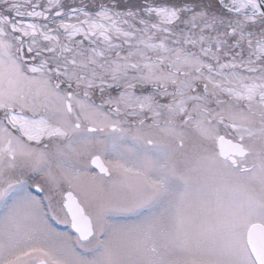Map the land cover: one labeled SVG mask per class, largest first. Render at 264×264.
Segmentation results:
<instances>
[{
    "label": "rangeland",
    "instance_id": "rangeland-1",
    "mask_svg": "<svg viewBox=\"0 0 264 264\" xmlns=\"http://www.w3.org/2000/svg\"><path fill=\"white\" fill-rule=\"evenodd\" d=\"M241 2L0 0V264H254L264 16Z\"/></svg>",
    "mask_w": 264,
    "mask_h": 264
},
{
    "label": "water",
    "instance_id": "water-1",
    "mask_svg": "<svg viewBox=\"0 0 264 264\" xmlns=\"http://www.w3.org/2000/svg\"><path fill=\"white\" fill-rule=\"evenodd\" d=\"M260 4V0H257ZM264 16V12H263ZM66 108L67 104H66ZM90 129V128H88ZM217 149L221 158H225L228 152H236L238 155H243L244 150L240 147V144L234 143L230 140L219 137L217 139ZM90 166L93 167L98 173L107 175V170L103 165L99 157H93L90 160ZM72 194L64 195L63 207L66 211L69 221L70 228L73 230L80 240H85L88 235L91 234L90 224L88 218L83 216V211L78 206L77 200L71 196ZM245 242L247 248L255 262V264H264V228L259 223H254L249 226L245 234ZM38 264H44L40 262Z\"/></svg>",
    "mask_w": 264,
    "mask_h": 264
},
{
    "label": "bare ground",
    "instance_id": "bare-ground-1",
    "mask_svg": "<svg viewBox=\"0 0 264 264\" xmlns=\"http://www.w3.org/2000/svg\"><path fill=\"white\" fill-rule=\"evenodd\" d=\"M246 4L250 5L251 8L253 7V8L258 9V10L261 9V11L263 10V12H264V7L263 6L260 7V4L256 0H242L241 5L245 6Z\"/></svg>",
    "mask_w": 264,
    "mask_h": 264
},
{
    "label": "flooded vegetation",
    "instance_id": "flooded-vegetation-1",
    "mask_svg": "<svg viewBox=\"0 0 264 264\" xmlns=\"http://www.w3.org/2000/svg\"><path fill=\"white\" fill-rule=\"evenodd\" d=\"M234 143H237V144H240V142L239 141H233ZM241 145V144H240ZM241 147V146H240ZM242 148V147H241ZM243 149V148H242ZM244 150V149H243ZM244 152H245V150H244ZM232 153H234V154H236V152H232ZM227 160L230 162V163H232V165L233 166H235V160H234V158L233 157H229V155L227 156ZM96 171V170H95ZM97 172V171H96ZM108 172V171H107ZM106 172V173H107ZM104 175V174H103ZM106 177L108 176V173H107V175H105ZM248 250V249H247ZM248 252H249V250H248ZM249 255L251 256V254H250V252H249ZM251 258H252V256H251ZM42 262V261H41ZM44 263V262H43ZM36 264H38V262L36 263Z\"/></svg>",
    "mask_w": 264,
    "mask_h": 264
},
{
    "label": "trees",
    "instance_id": "trees-1",
    "mask_svg": "<svg viewBox=\"0 0 264 264\" xmlns=\"http://www.w3.org/2000/svg\"><path fill=\"white\" fill-rule=\"evenodd\" d=\"M175 1V0H174ZM176 1H178V0H176ZM138 3H141V1H139ZM71 5H73V4H71ZM140 5V4H139Z\"/></svg>",
    "mask_w": 264,
    "mask_h": 264
}]
</instances>
